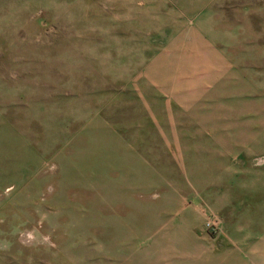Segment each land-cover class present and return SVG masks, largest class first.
I'll return each instance as SVG.
<instances>
[{
  "label": "rangeland",
  "instance_id": "1",
  "mask_svg": "<svg viewBox=\"0 0 264 264\" xmlns=\"http://www.w3.org/2000/svg\"><path fill=\"white\" fill-rule=\"evenodd\" d=\"M0 118V264H264V0H0Z\"/></svg>",
  "mask_w": 264,
  "mask_h": 264
},
{
  "label": "built area",
  "instance_id": "2",
  "mask_svg": "<svg viewBox=\"0 0 264 264\" xmlns=\"http://www.w3.org/2000/svg\"><path fill=\"white\" fill-rule=\"evenodd\" d=\"M206 228L210 229V230H214L215 229V223L214 222H208L206 224Z\"/></svg>",
  "mask_w": 264,
  "mask_h": 264
},
{
  "label": "crops",
  "instance_id": "3",
  "mask_svg": "<svg viewBox=\"0 0 264 264\" xmlns=\"http://www.w3.org/2000/svg\"><path fill=\"white\" fill-rule=\"evenodd\" d=\"M0 121H1V118H0ZM5 130V129H4ZM6 135V134H5Z\"/></svg>",
  "mask_w": 264,
  "mask_h": 264
}]
</instances>
